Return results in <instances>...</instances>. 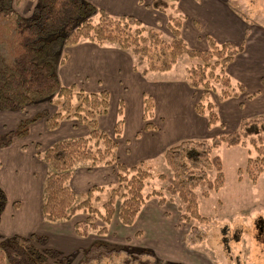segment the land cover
Instances as JSON below:
<instances>
[{
	"label": "trees",
	"instance_id": "1",
	"mask_svg": "<svg viewBox=\"0 0 264 264\" xmlns=\"http://www.w3.org/2000/svg\"><path fill=\"white\" fill-rule=\"evenodd\" d=\"M13 2L0 0V111L24 112L36 99L48 97L54 112L42 111L21 119L15 130L0 134V149L10 145L13 138L27 137L30 127L41 121L49 132L59 129L63 121H72L87 130L84 136L58 141L43 151L36 145L35 157L47 166L41 203L45 222H70L81 214L85 216L84 221L73 226L77 237H86L89 231L105 235L115 216L121 225L131 227L150 199L156 198L158 206H163L167 202L166 191L169 196H177L182 205L181 222L207 223L208 218L199 212L194 190L205 187L202 196L207 198L224 183L221 159L217 155L210 157V153L221 145L245 146L246 139L250 148L244 168L237 170L238 180L245 173L254 184L264 174V116H261L242 120L238 131L222 132L210 142L183 141L168 148L163 153V161L173 177L167 180L165 189L151 188L149 191L153 179L147 167L149 162L127 166L117 155V141L124 126L122 101L118 103L110 135L98 125V118L108 113L109 92L105 89L86 92L74 84L62 85L46 60L54 57L61 47L70 49L81 42L130 52L137 61L133 71L143 77L170 71L181 56L195 59L198 65L187 67L185 77L191 89H202L193 110L206 119L209 127L219 124L223 128L217 105L210 100L209 93L217 94L219 102L245 94L243 85L234 82L226 73L227 66L243 53V45L219 44L212 36H206L205 50L190 48L181 36L184 16L177 8V0H153L151 4L152 9L166 16V27L172 37L170 42L161 38L157 28L146 27L132 16L113 17L84 0H39L34 18L26 24H22L20 15L13 9ZM67 58L68 54L62 56L61 66ZM138 66L142 67L141 71ZM252 97L247 95L248 99ZM142 106L144 130L154 129L150 122L154 112L152 97L144 95ZM80 165H87L88 172L110 167L116 178L115 186L108 189L92 185L80 198L70 185L74 170ZM207 170L214 171L212 181L205 176ZM157 179L162 182L165 177L161 174ZM106 191L107 199L99 207L95 206L99 201L96 194ZM5 204L6 196L0 188V216ZM12 206L18 208L19 204L14 202ZM96 221L101 225H96ZM257 228L264 232L261 221ZM47 241L46 236L34 233L2 238L0 264H46L48 258L54 259L55 264L71 263L72 256L57 258L56 251L46 248L41 252L34 246L35 242L45 245Z\"/></svg>",
	"mask_w": 264,
	"mask_h": 264
},
{
	"label": "rangeland",
	"instance_id": "2",
	"mask_svg": "<svg viewBox=\"0 0 264 264\" xmlns=\"http://www.w3.org/2000/svg\"><path fill=\"white\" fill-rule=\"evenodd\" d=\"M84 1L88 2L90 0ZM188 1L182 0L185 11L190 9ZM230 2L232 10L236 11L242 18L245 17L246 20L250 21V30L248 32L257 31V34L260 31L264 32V0H230ZM38 5L39 0H14L13 9L20 15L22 24H26L29 19L34 18V9ZM166 23L165 15L154 14V17L144 25L149 28H157L161 33V38L170 42L172 37L166 27ZM188 25H191L190 20L186 23V27ZM186 27L184 36L187 39L186 32L188 28ZM248 38L249 35H246V41H248ZM189 45H191V47L189 46L190 48L194 47L193 49L196 50H204L206 47V45H204L205 47L203 46V42ZM241 45L245 48L244 43ZM106 47L117 49L113 46ZM79 48L84 53L83 55L87 57L89 54L87 49L83 45L79 46ZM116 51L119 52L118 49ZM71 52L72 49L61 47L54 57L46 58L53 66L59 82L65 86L74 82L78 88L86 92H92L94 89L102 90L103 88H97L98 82L96 80L93 78L89 79L87 72H83L84 74L79 73L75 76L65 73L66 68L61 66L60 62L64 54L70 55ZM111 52L115 54V51ZM116 54L118 56L111 59L112 63L115 62V66L116 63L125 65V62L129 65V63L131 64V59L132 67L137 64L136 58L130 52H116ZM117 58L118 60H116ZM176 63L177 65L171 72L160 74L162 78L184 79L187 67L198 65V61L186 56L179 57ZM120 67L122 68V66ZM138 69L141 71L142 67L138 66ZM122 73L125 79L132 78L129 73L125 74V68L122 69ZM149 76L151 77L146 79L144 83L142 81L138 83L139 87H149L145 85L148 84L147 80L151 81L154 77H158L159 74H150ZM232 80L236 82L233 78ZM110 86H112L110 90L111 103L109 114L105 117V120L113 119L117 104L120 101L117 87L112 82ZM216 88L219 89V86L216 85ZM261 90V92H264V86H262ZM135 92H138V90L135 89ZM201 93V88L193 93L192 103L198 101ZM209 94L211 101L220 103L217 94ZM247 95L250 94L240 96V104L248 108L255 106L257 108L256 111H262L250 114L245 120H254L264 116V103L260 102L264 99V96H259L257 97L259 99L256 98L250 102L255 97V94H253L251 99H248ZM134 97H137V94ZM189 101V96L177 99L172 105L173 108L170 112L184 113ZM258 104H260L259 107ZM42 111L50 114L54 112L48 97L36 99L34 104L25 108L24 112L0 111V134L3 135L13 130L14 125H17L24 117H31L35 113ZM244 115H246L245 110L241 112L240 119L236 117L234 122L227 120L224 128L219 125L211 127L207 131L205 140L210 142L212 137L222 132L238 131L239 120L243 119ZM162 121L156 119L154 123L159 127L162 126ZM86 133L87 130L84 127L77 126L72 121L63 123L61 128L53 132H48L44 122H40L31 127L30 134L25 139L13 138L11 147L0 150V156L5 163L6 169L11 172L14 171L17 176H25L23 181L30 182L33 189L38 192L37 196H41L42 199L41 191L47 168L35 158L36 145H39V150L43 151L58 141L84 136ZM129 137V132L126 133V136H123V143L127 146L133 144ZM127 146L123 145L121 150L119 149L117 152L121 160L125 159L129 153V147ZM249 148L248 139H246L245 146L227 147L221 145L211 151L210 157L217 155L221 159L224 183L217 192H211L207 198L202 196L205 187H197L194 190L198 198L199 212L202 216L208 218L209 221L207 223L202 224L196 221L181 222L179 219L180 208H182L180 201L177 196H169L165 191L167 202L163 206H158L156 198L150 199L138 216L137 222L131 227L121 225L115 216L108 227L107 234L99 236L89 231L86 237L80 238L75 235L73 229L75 223L82 222L85 219L84 215L79 214L72 221L66 223L58 222L53 225V223L44 221L45 224H50L45 227L44 231L45 234H48V241L45 245L35 242L34 246L41 252L46 248L56 251L59 254L57 258L72 256L70 264H264V232L259 231L257 228L259 221L262 222L264 228V174H261L254 184L249 181L245 173L242 174L240 180H238L237 174V170L245 166ZM148 164L147 167L153 175L148 190L150 191L151 188L165 189L168 185L167 180L173 177V174L164 163L163 155L156 156ZM26 165L28 167L24 171ZM161 174L165 177L162 182L157 179L158 175ZM205 176L207 180L212 181L214 171H205ZM115 184L116 178L113 169L110 167H98L94 171L88 172L87 165L78 166L74 170L71 181L72 189L80 198L92 185L104 186L109 189L114 187ZM96 195L99 197V201L95 202L94 205L99 207L101 202L107 199L108 192ZM12 203L13 200H8V210ZM11 212L14 215L16 211L12 209ZM96 225L100 226L101 224L96 221ZM5 228L6 223H3L0 226V239L6 238V235L2 233L8 232ZM10 228H13V226L11 225ZM2 229L5 230L1 231ZM46 264H55L54 259L48 258Z\"/></svg>",
	"mask_w": 264,
	"mask_h": 264
},
{
	"label": "crops",
	"instance_id": "3",
	"mask_svg": "<svg viewBox=\"0 0 264 264\" xmlns=\"http://www.w3.org/2000/svg\"><path fill=\"white\" fill-rule=\"evenodd\" d=\"M88 2L97 8L103 9L113 17L132 16L140 20L143 24L150 21V19L154 17V14H163L151 8L153 0H90ZM176 4L177 8L184 16L181 35L188 46L191 47L189 44H201L202 42L203 46L206 45V36H212L218 43L228 42L234 46H240L244 43V52L237 55L232 63L228 65L227 73L236 82L243 85L245 94H255V97L250 102L254 101V99L259 96H264V92H261V88L264 86V32L260 31L259 34H257V31L248 32V30H250V21L246 20L245 17L242 18L236 13V11L232 10L230 0H189L188 4L190 9L188 11H185V7L182 5V0H177ZM188 20L191 21V25L186 27ZM185 27L188 28L186 32L187 39L184 36ZM246 35H249L248 41H246ZM81 45H83L89 52L87 57L81 52V49L79 48ZM70 49H72V52L68 55V58L63 65V67L66 68L65 73L67 75L70 74L71 76H75L79 73L84 74L83 72H87L89 79L93 78L98 82L97 88H103L109 92L110 99V90L112 88V86H110L111 82L117 87V91H119L120 101L123 103L124 126L122 135L117 141V152L119 149L121 150L123 145L127 146L123 143V136H126L127 132L130 133L129 138L133 143L131 146H127L129 147V153L126 155L125 159L121 160L118 156L125 165L132 166L139 162H150L156 158V156L163 155L168 148L176 146V144L183 141L205 140L207 136L206 134L208 133L207 131L211 127L216 126L209 127L206 119L198 116L194 112L192 95L196 91L188 86L185 78V80H174L171 78H162L160 75L171 72L177 63L170 71L164 73H149L143 77L133 71L132 59L131 64L129 63V65L125 62V65L116 63L115 66V62H111L112 58L118 56L116 52H124L118 48L119 52L112 47H101L88 42H81ZM111 51H115V54ZM116 60H118V58ZM120 66H122V68ZM123 68H125V74L129 73L132 78L125 79V76L122 73ZM150 74H159V76L154 77L151 81L147 80L148 84L145 85L149 87H139L138 83L141 81L144 83L146 79L151 77L149 76ZM71 84L75 85L74 82L69 85ZM248 84L252 85L248 86ZM135 89L138 90V92H135ZM100 90L94 89L92 92H98ZM136 94L137 97H134ZM144 95L152 97L154 101L153 117L150 120L154 129L151 130H144L145 121L143 119L142 106V98ZM188 96L190 101L184 109V113L176 111L170 112L173 108L172 105H174L177 99H180L181 97L187 98ZM239 98L240 97L229 98L220 103H216L220 124L223 125V128L225 127L227 120L234 122L236 117H239L240 119L241 112L244 110L246 111V115L242 117L243 119L248 118L252 113L262 111H256L257 108L255 106L248 108L245 107V105H241ZM110 99L109 109L111 103ZM260 102L264 103V99ZM259 106L260 104H258V107ZM117 108L118 104L113 119L110 118L105 120V117L109 114V109L106 116L98 118L99 128L105 132L107 131L110 135L112 134V129L116 122ZM2 112L15 113L13 111ZM156 119L163 120L162 126L158 127L154 123ZM243 119L239 120V124ZM65 122L71 121H63L61 126ZM38 123L40 122L33 124L31 127ZM17 125H14L13 130L16 129ZM61 126L59 128H61ZM30 129L28 136L30 134ZM9 147H11V144L0 150ZM37 161L40 160L37 159ZM0 162V188L6 196V204L0 216V226L3 223H6L5 229L8 230V232L2 233L6 235V238L13 235L28 236L32 233L46 236L48 238V234H45L44 231L46 229L45 227L50 224H45L42 218L41 196H37L38 192L33 189L30 182L23 181L25 176H17L14 171L11 172L6 169L1 156ZM42 164L47 168L43 162ZM27 167L28 165L24 167V171ZM10 199L13 200V203L18 202V208H14L12 203L8 210L7 203ZM145 206L143 208H145ZM12 209L16 211L14 215H12ZM137 219L135 223L137 222ZM11 225L13 228H10ZM5 229H2L1 231H4Z\"/></svg>",
	"mask_w": 264,
	"mask_h": 264
}]
</instances>
